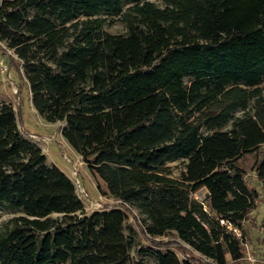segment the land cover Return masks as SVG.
<instances>
[{
  "label": "trees",
  "instance_id": "obj_1",
  "mask_svg": "<svg viewBox=\"0 0 264 264\" xmlns=\"http://www.w3.org/2000/svg\"><path fill=\"white\" fill-rule=\"evenodd\" d=\"M161 2L0 0V52L33 109L61 122L99 194L120 201L87 213L0 102V210L13 214L0 264H146L130 255L126 211L154 264H198L171 245L214 264L243 257V236L219 220L241 229L256 206L248 155L264 189V0ZM117 19L126 33L106 32Z\"/></svg>",
  "mask_w": 264,
  "mask_h": 264
},
{
  "label": "rangeland",
  "instance_id": "obj_2",
  "mask_svg": "<svg viewBox=\"0 0 264 264\" xmlns=\"http://www.w3.org/2000/svg\"><path fill=\"white\" fill-rule=\"evenodd\" d=\"M158 5H162L161 0H152ZM108 33H126V26L122 20H114L111 24L105 25ZM187 78H185V81ZM264 91V80L260 84ZM11 103L16 111L18 125L21 133L32 139L45 153L48 163L56 164L72 180L75 185L78 197L81 199L87 213L96 210V203L107 205L105 197L100 195L95 183L91 178L85 164L80 156L74 152L63 140L60 134L61 122H45L33 109L30 100L28 87L15 67L9 65L7 55L0 52V102ZM251 105V103H250ZM251 109L248 106V110ZM244 112L237 111L235 116H240ZM30 138V137H29ZM256 155H248L241 164L246 168V180L258 192L256 206L242 223L240 236H243V257L239 260H228L225 264H264V231L261 228V220L264 214V189L257 180L254 171L251 169ZM168 165L171 167L172 176L178 177L183 164L181 161H172ZM126 219L127 233L132 240L130 255L133 259L142 257L146 264H154L153 257L149 251L150 244L138 230L135 220L128 213ZM136 216V210L134 212ZM13 214L5 209L0 210V231L5 230L9 225L8 219ZM168 239L163 237V240ZM185 246V245H184ZM186 251H181L176 245H171L170 250H174L180 258L184 255H191L198 264H214L200 257L198 253L185 246ZM154 249V248H153ZM165 250V249H164ZM199 258V259H197Z\"/></svg>",
  "mask_w": 264,
  "mask_h": 264
},
{
  "label": "built area",
  "instance_id": "obj_3",
  "mask_svg": "<svg viewBox=\"0 0 264 264\" xmlns=\"http://www.w3.org/2000/svg\"><path fill=\"white\" fill-rule=\"evenodd\" d=\"M31 139H34L35 136L34 135H30L29 136ZM206 192V189L204 187H202L201 189H199V191L195 192L193 194V196L198 199V200H202V195ZM105 198V197H104ZM105 200L107 201V206H111L113 204H118L120 201L119 200H115V199H112V198H105ZM106 205H100L99 203H96V209H99V208H104ZM133 210V209H131ZM134 212V211H133ZM219 222L223 225L226 226V228L229 230V231H232L234 232L236 235L240 236V230L236 227V226H233L229 221H226V220H223V219H220Z\"/></svg>",
  "mask_w": 264,
  "mask_h": 264
}]
</instances>
